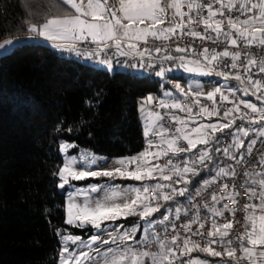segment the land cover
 I'll use <instances>...</instances> for the list:
<instances>
[{
  "label": "snow or ice",
  "instance_id": "obj_1",
  "mask_svg": "<svg viewBox=\"0 0 264 264\" xmlns=\"http://www.w3.org/2000/svg\"><path fill=\"white\" fill-rule=\"evenodd\" d=\"M74 11H64L61 14L46 17L42 23L27 24V31L48 41L53 42V47L60 50L73 51L86 59H94L98 63L112 69L114 56H134L140 58V68L152 67L151 63L145 65L144 56L151 57L148 48H141L140 43H147L148 38L156 40H169L173 37L191 36L202 40L212 39L209 33L215 34L213 43L221 42L227 45L222 52L204 48L201 52L195 53L191 49L177 45L175 48L179 56L167 54L161 57L163 60L173 61L174 66L183 68L186 72H196L202 75H211L224 58H229L231 63L229 69H236L238 62L243 60V72L217 71L215 74L222 76L225 80L233 78L241 85L237 88L221 87L215 88L206 94V99L212 101L211 106L200 105L197 92L192 97L198 111H194L192 105L182 106L181 102L167 97L158 99L152 95L144 98L141 103V112L145 113L143 135L146 147L137 155L117 159L118 165L113 169L92 170L97 165L98 159L92 152L83 151L76 155H67L68 149L76 145L68 142H61L59 150L65 153L62 165L58 172L61 189L70 186L72 181H81L92 177L122 178L134 181H141V187L129 186L120 190L119 186L89 185L87 188H73L68 194V201L64 206V223L84 229L90 226L94 234L84 239L82 235L73 234L64 230L57 231L61 237V248L59 251V264H209L207 260L191 258L190 253L200 251L211 257H226L239 264L240 260H246L248 264H257V260L264 261V170L245 172L242 187L248 195V202L244 205V231L236 237L239 244L240 255L237 249L232 247L233 241L228 239L233 229L234 219L218 223L216 217H223L225 212L235 216V210L229 209L227 205L217 208L221 200L229 198L233 204H237L238 193L233 190L225 196L217 198L212 194L213 204L205 205L208 208L211 220V230L208 231V240L201 247L191 240L192 235H202L199 229L191 232V235L181 237L174 235L170 240H164L160 234L154 231V225L164 224L170 219L169 214L161 213L164 202L174 200L177 196H184L188 191L187 185L192 182L191 178L199 176L202 169L208 167L212 161V145L219 143L217 133H223L225 129H233L237 120L242 121L239 128L231 132V142L221 149L216 147L217 153L223 155L237 164L243 162L245 153L241 151L246 147L248 155L252 154L257 139L264 137V80L255 78L264 74V59L257 60L253 53H241L230 51L229 47L236 48L241 44L245 48L264 47V0H212L203 4L200 0H172L168 7L175 10L179 22L172 26L163 27L165 23V9L161 6L160 0H119L118 9L108 6L107 0H62ZM218 4L219 7H214ZM186 6L187 11L182 10ZM206 10L204 15L200 10ZM227 9V14L225 12ZM235 10L239 15L233 16ZM200 15L201 19L196 21L192 14ZM187 16V20L184 17ZM200 23L204 32H197L191 26ZM17 41L5 39L0 43V50L7 49ZM78 43H91V49L83 51L77 47ZM112 52V56L108 53ZM155 52H167L166 49L156 47ZM189 55H194L195 60H188ZM201 58L205 62L201 63ZM178 62V63H177ZM137 67V65H133ZM207 69V70H205ZM255 69V73L253 72ZM165 71L170 69L160 68L156 76L163 77ZM177 91L184 95V89L179 85L175 86ZM237 92L243 96H253L259 105L249 100L237 97ZM219 94L220 103L225 101L233 106L223 112L221 116L219 107L215 100ZM230 97L235 99L230 100ZM157 102L158 108L171 110L177 109L184 112L186 117L177 116L171 112L161 115L159 111H152L145 108ZM243 106V110L241 108ZM246 110V111H245ZM167 115L177 123L174 133L170 132L161 121ZM213 116L219 117L216 123L211 122ZM208 118L207 123L199 122ZM226 120V123H222ZM194 126L189 127V124ZM253 125H258L253 127ZM255 135L257 139H251L245 145V138ZM180 141H185L187 147H181ZM197 145H203L198 149L195 158L185 156L181 163H174L173 157L184 153H190ZM161 157H168L166 164L153 163ZM257 164L264 169V155L260 157ZM236 170L231 165L219 167L215 170V176L211 180H204L201 188L215 182L221 176L235 177ZM148 181H156L148 183ZM183 184L177 188L176 185ZM259 186L257 190L256 186ZM227 188V185L223 186ZM104 191L99 199H93L92 193ZM152 192V196L147 193ZM128 194H131L129 199ZM200 189H197V195ZM123 200V203L118 201ZM195 208L196 206L193 205ZM182 209L177 207L175 214L180 216ZM160 213L162 219H153V214ZM130 216H139L146 227L144 236L136 239L138 227L134 226L124 229L118 226L114 231L109 228L119 219H127ZM199 210L191 221L184 225L185 232L191 231L192 224L199 223L200 229L204 227L200 223ZM175 228V224H173ZM101 233H107L108 239H102ZM138 245V246H137ZM217 245L223 249L218 251L212 247ZM155 247L156 251L149 250ZM189 257L182 260L181 257Z\"/></svg>",
  "mask_w": 264,
  "mask_h": 264
},
{
  "label": "trees",
  "instance_id": "obj_2",
  "mask_svg": "<svg viewBox=\"0 0 264 264\" xmlns=\"http://www.w3.org/2000/svg\"><path fill=\"white\" fill-rule=\"evenodd\" d=\"M64 11L74 10L62 0H0V43L21 41L30 34L29 22L39 24ZM95 61L33 41L18 42L0 55V264H57L58 230L89 233L64 223V193L55 175L61 163L59 142L104 156L141 152L145 138L139 104L149 95L176 93L170 83L181 77H151L118 67L110 72ZM203 180L200 174L188 190L195 184L201 188ZM164 204L165 214L172 205Z\"/></svg>",
  "mask_w": 264,
  "mask_h": 264
},
{
  "label": "built area",
  "instance_id": "obj_3",
  "mask_svg": "<svg viewBox=\"0 0 264 264\" xmlns=\"http://www.w3.org/2000/svg\"><path fill=\"white\" fill-rule=\"evenodd\" d=\"M203 4H208L212 2V0H200ZM214 7H219L218 4L214 5ZM204 15H206V10L201 9L200 10ZM225 12L227 14V9H225ZM231 15L236 16L239 15V13L235 10L231 12ZM192 17L194 20L199 21L201 19L200 15H196L195 13L192 14ZM195 31L197 32H204V28L200 23H195L191 26ZM209 35L212 36V39H206L202 40L199 38H194L191 36H180L179 38L173 37L169 40H156L152 37L148 38L147 43H140L141 48H148L151 51V57L148 55H145L143 60L145 65L148 63L152 64V67L148 68H140V58L134 57V56H114L112 60L116 62V64L122 65V67L126 70L130 71H137L139 73L146 74L151 77H159L156 76L155 73L160 70L161 67L165 69H170L174 66L173 61L171 60H163L161 61V57L167 54H172L173 56H179L180 53L175 52V48L177 45L183 48L191 49L195 53L201 52L204 48H208L210 50H215L217 52H222L225 47H228L224 43L216 42L213 43V40L215 39L214 33H209ZM77 47H79L82 51L84 49H91L93 45L91 43H78ZM156 47H161L162 49H166L167 52L162 51L160 53H157L154 51ZM60 50V49H58ZM230 51H239L242 54L243 53H253L255 58L257 60L264 59V47H253V48H245L242 44L236 48L229 47ZM60 52L63 53H69L71 56L75 58H82L83 56L77 55L73 51H67V50H60ZM109 56H112V52L110 51L108 53ZM197 57L194 55H189L187 57L188 60H195ZM94 60V59H93ZM178 63V62H177ZM202 65L205 63L203 59L201 60ZM231 63V60L229 58H224L220 64L219 67L215 69V71L211 74L216 80L219 82H227L232 85V88L240 87L241 85L239 82L233 78H229L225 80L224 77L216 75L215 73L217 71H225V72H243V60L241 62H238L236 69H229L226 67ZM133 65H137V67H133ZM207 70V69H206ZM255 69H253V72L255 73ZM169 71H165V74H167ZM164 74V75H165ZM259 78L264 80V74H260L259 76L254 75V79ZM192 97L193 94H188L187 96L182 93H177L171 97H167L169 101L172 99H175L179 102H181L182 106H189L192 105L194 108V111H198V108L192 104ZM237 97L240 99L249 100L253 103H256L259 105V101L255 99L253 96H243L240 92H237ZM158 99H165V97H157ZM235 98L230 97V100H233ZM215 100L217 102V106L219 107L221 116L223 115V112L227 110L228 108H231L233 105L227 101L220 103V97L219 94L216 95ZM199 103L200 105H206L211 106L212 101H208L206 99V96H199ZM150 106V109L152 111H159L161 115H164L166 112H171L177 116L180 117H186V114L184 112H180L177 109H171L166 110L162 108H158L157 102L153 101V103ZM241 108L243 110V106L241 105ZM246 111V110H245ZM216 117V116H215ZM226 121V120H225ZM227 122V121H226ZM161 123L170 130V132L174 133L175 128L178 126L176 122L172 121L167 115H165V118L161 121ZM242 121L237 120L236 124L233 126V129H225L223 133H217V137L219 138L218 144H213L211 148V155H212V161L208 163V167L206 169H202L200 171V174L203 175L204 180H211L213 176H215V170L219 167H225L228 165H231L236 170V176L235 177H227V176H221L218 179L215 180L214 183L207 186V188H199L196 184L193 185L192 193H188V191L185 193L184 196H177L174 200L168 201L171 203L172 207L175 209L177 207H180L182 209L180 216L177 217L176 214H174L172 222L165 226L161 231H159L158 234H160V237L164 240H170L172 236L174 235H180L181 237H184L186 235H191V232H196L198 229L202 233V235H192L191 240L194 241L197 245H200L203 247L206 243V241L209 239L207 236V233L209 230H211V220L208 219L210 216V213L208 211V208L204 207L206 204L211 206L213 204L212 201V194L215 193L217 195V198L221 196H225L227 192H230L233 190V186L235 188V191L238 193L236 200L237 204H233L232 200L229 198H225L221 200L218 204H216L217 208H222L224 205H227L229 209L235 210V216L233 217L231 213L225 212L223 217H216V220L218 223H224L226 220L234 219V225L233 229L231 230L228 239H231L233 241L232 247L237 249V255H240L239 252V244L236 242V237L244 231L243 225H244V217H245V210L244 205L248 202V195L246 193V190L244 187H242L243 181L245 179L244 173L252 172V171H260L264 170L259 167L257 164V161L260 159L262 155H264V137L258 138L255 135H250L252 139H257V143L253 148L252 154L248 155L246 151V147L244 149H241L242 152L245 153V158L242 163L237 164L233 160H229L226 158L223 153H217L215 151L216 147H220L223 149L231 142V132L234 131L235 128H239L242 125ZM258 125H253V127H257ZM249 136V137H250ZM248 137V138H249ZM248 138H245L247 140ZM181 147H187V144L185 141H180ZM203 145H197L196 148L192 150L190 153H184L179 156L173 157L174 163H181L185 156L195 158V156L198 154V149L202 148ZM168 161V157H161L157 163L160 164H166ZM199 174V176H200ZM199 176L195 178H191L192 181H197ZM202 181V183L204 182ZM227 185V188H224L223 186ZM183 184L176 185L177 188L183 187ZM257 190H259V186L257 185ZM187 188H189V185H187ZM197 189H200V194L197 195ZM148 196H152L153 193L149 192L147 193ZM165 203V202H164ZM193 205L196 207L194 208ZM199 210V216H200V223L204 224V227L200 229L199 223L192 224L191 231L189 233L185 232L184 225L188 224L192 217L196 214V210ZM173 224H175V228H173ZM138 246V245H137ZM213 248H215L218 251H223V249L217 245H212ZM149 250L156 251V248L153 246ZM222 259L221 264H233V261L228 260L226 257H220ZM182 260H187V256L181 257ZM239 264H248L246 260H240Z\"/></svg>",
  "mask_w": 264,
  "mask_h": 264
},
{
  "label": "rangeland",
  "instance_id": "obj_4",
  "mask_svg": "<svg viewBox=\"0 0 264 264\" xmlns=\"http://www.w3.org/2000/svg\"><path fill=\"white\" fill-rule=\"evenodd\" d=\"M78 2H79V0H78ZM86 2H87V0H84L85 4H86ZM171 2H172V0H160L161 6L164 9H167L168 5ZM107 3H108V6L110 8H112V9H118V7H119V0H107ZM174 11H175L174 9L171 10L170 17L166 18L164 25H162L163 27L172 26L176 22ZM33 36H36V35L28 34L25 39H27V38L31 39V38H33ZM8 39H13L14 41H17V42L14 43V45L10 46L7 49V51L0 50V55H2L4 53H7V52H10L19 42V40L16 39V38H8ZM91 63L94 64L95 66L100 67V68H104V65H102V64H100L98 62H91ZM173 69H174V71L173 70L172 71L174 72V74H176V75L180 74L181 75V77H178L176 79L171 80V83H170V84H172V86H173V88H174V90L176 92H179V91H177L175 86L179 85L180 88L184 89L185 93L194 95L195 93L199 92V93H201L200 96H206V94L208 92L213 91L217 87L223 88L224 85L227 84V82H225V83L219 82L218 80H216L211 75H202V74H199V73H196V72H186L183 68L178 67V66L177 67L175 66ZM111 71H113V68L111 69ZM166 92L169 93V92H173V91L166 90V91H164V94ZM179 93H181V92H179ZM145 108H146V106H145ZM139 113H140V119H141V122H142V125H143V128H144L146 112L145 113L141 112V104L139 105ZM203 123H206V122H203ZM61 142H68V141L62 140V141L59 142V145H60ZM68 143H73V142H68ZM73 144H75V143H73ZM145 147H146V142H145ZM145 147H144V149H145ZM85 150L89 151V152H92L97 158H100V159H98L97 165H94L92 170H96L97 168H99V169H113V168L118 166L115 163V161L117 159H120V158H123V157H128V156H104V155H100L98 153H95L92 150L87 149V148H76L75 150H73V148H70V149H68L67 155L79 156V154L81 152L85 151ZM58 152H59L60 157H61V163H60V166H61L62 162H63V159H64V156H65V153L60 152L59 146H58ZM137 154H134V155H137ZM129 156H132V155H129ZM152 162L153 163H157L156 160H153ZM116 178H119V177H116ZM59 183H60V180H59V177H58L57 188H58L59 191L64 193V199H65V204H66L67 201H68V194H69V192L73 191L74 187H76V188H87V186H89V185H101V186H105V185H107V186H117L118 185L120 190H124V189L128 188L129 186L141 187L143 182L134 181V180H129L128 182H119V181H115V178H109L108 177V180H105V181H95V182L93 181V182H89V183H85V184H77L75 181H72L70 186L66 185L65 188H63V189L58 187ZM148 183H151V181H148ZM91 195H92L94 200L95 199H99L100 197H102L104 195V191L101 190L100 192L92 193ZM128 196H129V199H130L131 198V194H128ZM118 202L123 203L124 201L120 200ZM169 210H170V219H169V221H166L164 224H156V225L153 226L154 227V231L156 233H159V231H161L165 226H167L165 224H168L172 220L171 216L173 215V212H174L173 209L169 208L165 214H169ZM153 219L160 220V219H162V217H156V218H153ZM139 220L131 221L129 218H127V219H123V218L119 219L114 224L111 225V227L109 228V231H114L115 228L118 227V226H123L124 229H129V228H132V227L136 226V227H138L139 231H140V229L142 230L141 231V235L139 237L141 239V237L144 236V229H145L146 225H145L144 221H142L141 219H139ZM86 228L88 229V232H89L87 235L78 234V235H82L84 239H87L88 235L94 234V230L90 226H88ZM73 234H75V233H73ZM101 236H102V239H105V236H107V233H101ZM58 239H59L60 248H61V237H60V235H58ZM60 248H59V251H60ZM57 264H59V256H58V259H57Z\"/></svg>",
  "mask_w": 264,
  "mask_h": 264
},
{
  "label": "crops",
  "instance_id": "obj_5",
  "mask_svg": "<svg viewBox=\"0 0 264 264\" xmlns=\"http://www.w3.org/2000/svg\"><path fill=\"white\" fill-rule=\"evenodd\" d=\"M116 4V3H115ZM114 7V6H113ZM115 10V9H114ZM171 10H172V8H170V7H168L167 9H165V13H164V16H165V20H166V18L167 17H170V13H171ZM182 10H184V11H187V8H186V6L182 9ZM174 14H175V11H174ZM187 16H185L184 17V19L185 20H187ZM179 17L178 16H176L175 15V20H176V22H179ZM175 22V23H176ZM24 41H33V42H45V43H47V44H49V45H51V46H53V42H51V41H48V40H46V39H44V38H42V37H39V36H33V38H27V39H24V40H21V41H19V42H24ZM55 48V47H54ZM56 50H58L57 48H55ZM60 51V50H59ZM201 60H202V58H201ZM95 62H97V61H95ZM120 68V69H124L123 67H122V65H116V63L114 62V61H112V68H113V70L115 69V68ZM175 66H173L172 68H171V70L167 73V74H174V68ZM177 67V66H176ZM104 69H106V70H108V71H110V72H112L111 70H109L105 65H104ZM173 70V71H172ZM176 75V74H175ZM180 75V74H179ZM223 83H225V82H223ZM226 88H232V85L231 84H229V83H227V84H225L224 85V87L222 88V89H224L225 90V92H226ZM170 93V96L169 97H171V96H173V95H175V94H177V93H179V92H176V93H172V92H169ZM143 101V100H142ZM142 101H141V103H142ZM140 103V104H141ZM139 104V105H140ZM139 108V107H138ZM146 109H150V106L149 105H146ZM139 115H140V113H139ZM216 121L217 120H213V119H211V122L212 123H216ZM199 122H208V118H203L201 121H199ZM222 123H226V121L225 120H222L221 121ZM192 126H194V125H192L191 123L189 124V127H192ZM254 135V134H253ZM252 136V135H251ZM249 137L247 140H245V145H247V143H248V141L249 140H251L252 139V137ZM156 181H151V183H155ZM199 187V186H198ZM194 189H192V187L189 189V191H188V193H192V191H193ZM170 209H173L174 210V212H173V215L171 216L172 217V220H173V217H174V214H175V208L174 207H171ZM131 221H135V220H139L140 219V217L139 216H130V217H128ZM172 220L168 223V224H165V225H169L171 222H172ZM140 221V220H139ZM164 227V226H163ZM141 229H140V231H139V229H138V231H137V234H136V239L137 240H140V235H141ZM105 239H108V235L107 236H105ZM190 257L191 258H198V259H203V260H207L208 262H209V264H221V261H222V259L220 258V257H204V256H202V255H200V253H197L196 251H194V252H192V253H190ZM187 259H189V257H187ZM257 264H264V261H262V260H257Z\"/></svg>",
  "mask_w": 264,
  "mask_h": 264
}]
</instances>
